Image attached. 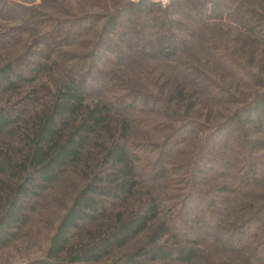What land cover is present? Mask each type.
<instances>
[{
	"label": "rangeland",
	"instance_id": "374dc122",
	"mask_svg": "<svg viewBox=\"0 0 264 264\" xmlns=\"http://www.w3.org/2000/svg\"><path fill=\"white\" fill-rule=\"evenodd\" d=\"M190 1L168 0L163 7L157 0H0V68L14 62L17 72L24 77L14 89H0V106L20 114L21 120L24 119L20 127L25 131V118L47 108L70 72L88 78L86 103H106L113 107L111 117L114 119L123 118L114 112L116 103H134L137 111L127 117V139L138 157L137 194L123 208L115 206L111 210L115 214L135 209L139 196L148 191L159 196L162 207L168 209L165 217L159 215L143 233L113 251L111 256L80 264H110L119 256L131 253L164 219L174 231L177 219L192 220L196 214L201 216L200 213L206 216L215 208L225 210V226H229L235 219L246 218L250 214L248 208L264 200V131L252 127L239 129L232 123L226 125L235 113L248 110L264 97V73L258 62L262 49L255 39L257 32L264 28V22L258 17L251 18L252 12L263 14V0H220L222 7L216 13L210 0ZM202 2L205 7L200 23L197 5ZM125 3H150L159 11H154V15L160 13L177 22V32L187 42L178 59L193 66L197 72L194 80L188 76L175 77L159 60L130 53L140 39L153 38L154 29L146 26L150 17H139L130 25L126 14H122L119 22L124 24L123 35L119 30L115 36L104 29L106 18L117 13ZM87 16H97L93 27L88 32L77 33L82 36L69 39L73 22ZM188 33L194 37L190 38ZM120 50L124 56L114 57L112 51ZM96 55L100 62L92 59ZM81 60L84 64L77 71L75 64ZM206 78L214 84L206 86ZM183 80L187 84L184 97L170 103L171 110L176 112L175 118L155 113L154 110L159 111L158 105H148L150 109L139 112V97L167 102L174 86ZM185 124L194 126L193 135L168 150L167 139ZM222 130L228 145L216 142L220 138L217 132ZM1 143L13 148L16 158L19 156L22 144L17 138L2 135ZM158 160L165 170L160 171L161 175L156 173ZM213 162L224 166L227 175L217 174ZM252 165L256 166L255 171ZM203 168L205 173L198 177V169ZM92 170L85 173L91 176ZM247 172H255V175L242 183ZM17 182L0 175V218L6 211L9 191L20 183ZM86 183L81 172L66 169L55 183L33 199L25 224L0 248V264H26L43 259L61 216ZM222 184H226L229 191L218 199L217 187ZM190 194L197 198L187 201ZM234 205L244 209L239 211ZM184 210L187 218L182 216ZM97 225L107 229L111 221H100L91 231ZM224 236L228 234L223 233ZM196 249V264H260L252 247L234 254L211 244Z\"/></svg>",
	"mask_w": 264,
	"mask_h": 264
},
{
	"label": "trees",
	"instance_id": "16d2710c",
	"mask_svg": "<svg viewBox=\"0 0 264 264\" xmlns=\"http://www.w3.org/2000/svg\"><path fill=\"white\" fill-rule=\"evenodd\" d=\"M210 1L213 13L219 11L222 7L220 0ZM197 7L200 10L197 18L201 23L204 2ZM262 9L263 14L252 12L251 18L258 17L264 22V0ZM154 11L159 12L150 3L138 5L125 3L117 13L106 18L104 29L115 36L118 30L121 33L124 24L122 25L119 19L122 14H126L130 25H134L139 17H150L151 21L145 25L154 29L152 33L154 40L151 38L135 41L130 53L159 60L176 75L175 77L188 76L190 80H194L197 72L193 66L178 59L187 42L186 39L180 38L176 29L177 22L164 18L160 13L154 15ZM96 19L97 16L76 19L72 24L73 31L69 34V39H72V36L76 39L83 35L77 33L88 32ZM188 34L190 38L194 37L191 33ZM256 37V43L262 49L258 62L263 74L264 28L257 32ZM105 41L108 43L107 39ZM112 52L114 57L118 54L124 56L121 50L117 53ZM96 57L98 56L92 59L100 62L101 59ZM83 61L75 64L77 71L83 66ZM20 73L17 72L14 62L2 66L0 89H14L17 82L24 79ZM70 73H67L61 81L47 108L37 115L25 118L24 124L27 127L25 131L20 127L22 120L24 121L21 120L20 114L12 113L0 106V136L15 137L22 144L20 151L17 150L19 153L17 158L13 148H9L4 143L0 145V175L20 182L14 189H10L6 211L0 218V248L5 246L14 233L25 224L28 211L32 209L31 201L55 183L66 169L81 172V177L87 182L73 197L71 204L61 216L49 240L45 257L26 264L97 262L111 256L113 251L122 248L143 233L159 215L165 217L168 211L162 207L160 197L148 191L139 196L135 209L126 210V213H112L113 207L123 208L128 200L137 194L138 157L127 139L129 123L127 117L137 111L136 106L131 102L116 103L114 112L122 115L123 118L114 119L111 117L113 107L102 101H97L93 105L86 103L85 83L88 78ZM200 75L202 76L201 73ZM250 76L255 77L254 74ZM205 80L208 82L206 86L214 84L208 78ZM257 80L261 78L257 77ZM183 81L174 86L168 97L169 102L153 98L147 101L144 96L138 95L141 96L138 98L141 101L134 100L140 101L137 109H140V112L150 109L148 105H158L159 111L154 110L155 113L159 112L168 119L175 118L176 112L171 110L170 103L180 101L184 97L187 84ZM230 124L238 125L239 129L252 127L253 130L264 131V97L252 104L248 110L243 109L235 113L234 117L226 122V125ZM194 131L192 124L179 127L167 139L168 150L189 139ZM223 131L217 132L219 135L217 138H220L216 142L219 145H228V138L222 137ZM213 163H216L214 166L218 171L216 173L221 177L225 176L224 166L218 165L217 162ZM252 167H254L252 171H255L256 166L252 165ZM158 168L156 173L161 175L160 171L165 170L160 160H158ZM91 169H93L91 176L85 173ZM204 173V168L198 169V177ZM254 175L255 172H247L241 182L244 183L247 177L252 178ZM227 191L229 189L226 184H222L217 187L216 196L220 199V196L222 197ZM187 198L185 201L197 197L195 194H190ZM199 208L201 211L204 209ZM234 208H239V211L244 209L236 205ZM185 210L182 216L187 218L188 213ZM209 211L206 216L202 213L201 216L196 214L191 218L192 220L177 219L178 223L174 231L168 225L167 219L162 220L156 224L142 245L129 254L119 256L110 264H196L198 258L196 247L206 244L215 245L224 252L232 254L241 253L252 247L257 261L264 264V200L258 206H250L248 208L250 214L246 218L235 219L229 226H225L224 209L211 208ZM109 220L111 226L107 229H100L101 226L97 225L95 230L91 231V227L96 223ZM223 233L228 236L223 237Z\"/></svg>",
	"mask_w": 264,
	"mask_h": 264
},
{
	"label": "built area",
	"instance_id": "2783aa9c",
	"mask_svg": "<svg viewBox=\"0 0 264 264\" xmlns=\"http://www.w3.org/2000/svg\"><path fill=\"white\" fill-rule=\"evenodd\" d=\"M160 4H161V6H165V4H167V2H168V0H157Z\"/></svg>",
	"mask_w": 264,
	"mask_h": 264
}]
</instances>
